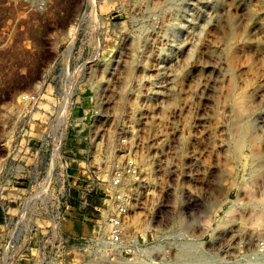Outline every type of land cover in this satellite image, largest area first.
<instances>
[{
    "label": "rangeland",
    "instance_id": "374dc122",
    "mask_svg": "<svg viewBox=\"0 0 264 264\" xmlns=\"http://www.w3.org/2000/svg\"><path fill=\"white\" fill-rule=\"evenodd\" d=\"M31 135L127 202L63 264H264V0H0V155Z\"/></svg>",
    "mask_w": 264,
    "mask_h": 264
},
{
    "label": "built area",
    "instance_id": "2783aa9c",
    "mask_svg": "<svg viewBox=\"0 0 264 264\" xmlns=\"http://www.w3.org/2000/svg\"><path fill=\"white\" fill-rule=\"evenodd\" d=\"M17 140L13 153L0 155V264H63L69 251L82 248L87 222L98 228L91 236L96 246L115 248L127 212L125 196L113 194L108 215L97 220L87 216L84 197L72 200L73 187L64 178L73 174L85 181L84 176L95 174L88 168L93 165L87 149L78 147L79 154L71 155L61 151V139L55 143L31 135ZM33 143L36 146H30ZM118 183L115 177L112 185ZM75 188L82 192L86 185ZM68 220L78 226L77 232L68 230Z\"/></svg>",
    "mask_w": 264,
    "mask_h": 264
},
{
    "label": "bare ground",
    "instance_id": "6f19581e",
    "mask_svg": "<svg viewBox=\"0 0 264 264\" xmlns=\"http://www.w3.org/2000/svg\"><path fill=\"white\" fill-rule=\"evenodd\" d=\"M239 103H238V107L241 109V108H243L245 105H243V103L242 102H240V101H238ZM255 154H257V152H255ZM260 217L263 219V215H262V213H261V215H260ZM66 225H67V228H68V230H69V227H75L76 228V226H74V225H76L73 221H71V220H68L67 222H66ZM93 230H94V227L92 226V225H90V224H85L84 225V227H83V232L85 233V234H91L92 232H93ZM70 231V230H69Z\"/></svg>",
    "mask_w": 264,
    "mask_h": 264
}]
</instances>
